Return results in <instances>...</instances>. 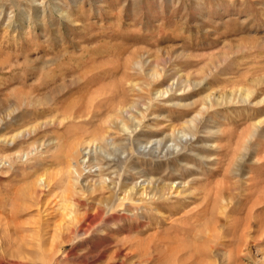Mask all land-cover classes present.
Returning <instances> with one entry per match:
<instances>
[{
    "label": "rangeland",
    "instance_id": "obj_1",
    "mask_svg": "<svg viewBox=\"0 0 264 264\" xmlns=\"http://www.w3.org/2000/svg\"><path fill=\"white\" fill-rule=\"evenodd\" d=\"M208 92L196 144L131 160L159 186L189 180L196 199L98 218L69 199V163L115 109L140 118L152 99L134 139L163 152ZM262 97L264 0H0V264H264Z\"/></svg>",
    "mask_w": 264,
    "mask_h": 264
},
{
    "label": "bare ground",
    "instance_id": "obj_2",
    "mask_svg": "<svg viewBox=\"0 0 264 264\" xmlns=\"http://www.w3.org/2000/svg\"><path fill=\"white\" fill-rule=\"evenodd\" d=\"M124 76H126V73L124 74ZM149 76L151 77V79H158L159 73L156 70H152L150 71ZM180 83H181L180 86L183 88L185 86L188 87L190 85V83L186 80H182ZM133 85L137 88H140L138 83H133ZM176 85L177 83L173 81L167 84L166 86H155L152 93L153 99H156V102H160L162 100L169 101V99L172 98V92H174L173 87ZM249 95H250L249 92L245 93L243 96V100L248 99ZM263 99L264 97H262L260 101H262ZM217 100H218V96H216L214 93H210V92L206 93V95L204 96V100L201 103V106L199 107L197 112H195L194 115L190 116L184 121L182 129L177 130L180 133L179 139L174 143H171L167 147V150L163 152H161L159 149L161 139L149 140L148 142L145 143H142L141 140L134 139V134L140 131L142 128L143 125L142 121L146 116L147 109L149 108L150 101H152V99L149 100L146 106L144 105L145 111L144 112H141L142 110L140 111L141 112L139 113L141 116L140 118H137L132 114H129L127 109H123L121 107L119 108V112H121L122 114L123 113L126 114L125 116L127 117L126 118L127 121H125L122 117L118 116L120 114H118V112H116L117 110L115 109V113H117L118 115L117 114L114 115L112 113L113 115L109 116V119L107 118L105 120L107 123V127L105 128L101 127L99 128V130L92 132L90 135L91 137L90 140L89 141L86 140L87 142L84 145L79 146L78 150H76V154L78 155V157L69 163L68 165L69 173L72 171L74 174L73 175L70 173L69 175H73L71 176V178H74L75 183L80 185L77 188L78 192L80 193L79 194L80 196L75 197L72 195L73 196L72 197L69 195L68 196L69 199L71 201H76L78 205H81L84 208L83 214L86 215L95 214L97 215L96 216L97 218L98 216L104 214H113L110 213L112 211H114L115 214L117 210H121L122 211V212L120 211L121 213L130 214L133 211V209L139 210V208L143 206L146 202L149 203L157 202L158 199H162V198H166L170 200L172 197H175V199L179 201L180 198L184 199L185 197L190 196L193 199H196L198 193L195 192V190H188L189 185L191 183L189 182V180H187L186 182L183 181L175 182L174 180H171L169 183L167 182L159 186L158 185V181L160 179L159 177L147 174L139 165L131 163V160L139 156H147V155L152 157L153 159L161 158L160 156H164V155L167 156L168 153L172 154L176 158L179 154H182L183 152L188 150L190 145L196 144L197 142L196 140L197 136H195L193 130L195 127H197L198 124H200L199 122H201L202 117L200 112L206 107L211 106L213 102ZM112 111L114 112V110ZM158 116L160 115H154V117H151V121L158 124L157 122L159 121ZM112 125L113 126L115 125L116 128L118 129V132L125 136L124 139L126 141L120 146L115 144L113 138L110 137L108 134L109 133L108 129L111 128ZM163 126L164 125L161 124L159 125L158 128L162 129ZM22 132L24 133L25 131L22 130ZM22 132L20 131L18 134H22ZM5 142L7 144V140ZM91 162L94 163L88 167V164ZM104 171L109 173L111 172V174L106 175ZM232 172L234 173V176L239 175V171L237 172L232 171ZM90 173H94L96 175V178L93 177L94 179L92 180L89 179L85 180V178L88 177ZM135 174L137 175V178L134 176ZM39 182L44 184L45 178L43 176L39 177ZM100 189L103 190L105 189L107 193L110 195L111 197L110 204L104 203L105 205L103 206L99 205L102 200L101 199L102 197L100 196L99 198L95 192ZM103 198L107 199V196ZM160 201L166 202V200H160Z\"/></svg>",
    "mask_w": 264,
    "mask_h": 264
}]
</instances>
